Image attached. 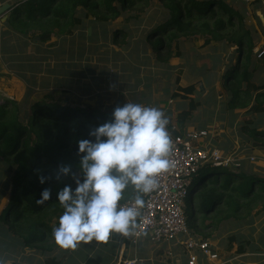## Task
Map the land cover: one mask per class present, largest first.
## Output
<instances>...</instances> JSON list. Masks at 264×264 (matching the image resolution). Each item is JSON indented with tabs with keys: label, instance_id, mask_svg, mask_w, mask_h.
Listing matches in <instances>:
<instances>
[{
	"label": "rangeland",
	"instance_id": "374dc122",
	"mask_svg": "<svg viewBox=\"0 0 264 264\" xmlns=\"http://www.w3.org/2000/svg\"><path fill=\"white\" fill-rule=\"evenodd\" d=\"M17 1L8 0L11 5L0 15V103L6 98L16 101L25 124L34 103L40 101L64 99V104L84 107L100 104L108 111L128 101L140 103L161 109L172 117L176 128L181 120L187 128L208 130L203 144L220 148L228 159L227 167L264 178V138L256 139L248 130H264V112L228 106L232 92L225 86V75L237 62V46L213 40L210 35H183L176 41L181 55H172L168 64L164 63L161 58L168 53L153 51L146 40L148 31L164 22L166 8L158 1L140 9L122 10L119 17L110 15L107 20L98 19L104 13L80 8L77 14L83 23L72 35L53 34L44 42L37 37L41 29L32 28L23 34L4 23ZM227 1L239 7L254 34L251 65L255 66L264 48V5L251 0ZM255 81L263 84L264 67L256 73ZM191 86L194 90L185 89ZM12 174L0 157V225L11 199ZM192 206L193 202L186 200L187 217ZM227 210L224 207L223 214ZM240 214L243 220L230 218L217 228L203 231L200 227L190 232L213 242L224 264H264V209L257 206L250 214L243 210ZM51 225L56 227L55 220ZM6 234L0 226V260L4 264H46L56 254L61 264H77L70 254L82 250L83 242H79L75 249L60 247L50 256L19 245L14 234ZM241 245L248 251L239 253Z\"/></svg>",
	"mask_w": 264,
	"mask_h": 264
},
{
	"label": "trees",
	"instance_id": "16d2710c",
	"mask_svg": "<svg viewBox=\"0 0 264 264\" xmlns=\"http://www.w3.org/2000/svg\"><path fill=\"white\" fill-rule=\"evenodd\" d=\"M0 1V4L8 2ZM153 1L166 8V15L164 22L148 31L146 40L153 51L168 53L161 60L168 64L172 55H181L180 44L176 41L183 35H210L213 40L237 46V62L225 75V86L232 92L228 106L230 109L248 108V111L264 112V81L263 84L255 81L256 73L264 67V48L259 60L252 66L256 48L254 34L247 27L245 15L239 7L227 0H18L4 23L23 34L32 28L41 29L37 37L45 42L53 34L72 35L83 23L77 14L80 8H90L98 15L104 13L105 16L99 15L98 19L107 20L110 15L119 17L122 10L140 9ZM185 89L192 91L193 87ZM4 100L0 103V157L7 169L13 170V186L9 205L1 216V230L3 234H14V238L19 239V245L50 253L51 256L61 247L53 237L54 226L51 225L55 220V226H58L64 210L57 193L65 185L75 189L77 184L73 173L81 181L84 179L79 168L82 154H78L77 140L94 139L89 136L90 130L111 120L113 111L100 104L72 106L64 104V99L62 102L40 101L34 103L25 124L17 102L9 98ZM191 108L194 110L196 105H191ZM167 117L172 130L174 122L172 117ZM177 125L180 129L186 128L184 121L178 120ZM248 130L256 139L259 136L264 138V130ZM172 131L178 134V131ZM65 165L71 166L67 175L59 171ZM232 170L214 162L200 166L192 186L196 207L187 217L191 230L200 227L203 231L211 230L230 218L243 220L242 210L250 214L257 206L264 209V178L245 170ZM40 176L47 178L45 183H40ZM45 188L51 189V197L44 204H38L36 200ZM135 195L134 187L129 184L120 203L133 200ZM224 207L228 208L225 214ZM209 235H204V238ZM231 238L237 239L234 236ZM5 242L8 244V241ZM246 251L248 249L244 245L238 248L239 253ZM58 257L60 255L56 254L48 258L46 264H61L57 261Z\"/></svg>",
	"mask_w": 264,
	"mask_h": 264
},
{
	"label": "clouds",
	"instance_id": "9594fccd",
	"mask_svg": "<svg viewBox=\"0 0 264 264\" xmlns=\"http://www.w3.org/2000/svg\"><path fill=\"white\" fill-rule=\"evenodd\" d=\"M168 124L161 109L128 101L114 108L111 120L90 130L94 139L77 140L84 179L73 173L75 189L65 185L57 193L64 209L52 230L58 245L75 249L79 242H107L113 232L125 236L134 232L139 209L145 204L144 194L158 188L157 176L173 164ZM59 171L67 175L71 166H61ZM46 179L39 177L41 184ZM129 184L136 195L134 205L125 207L120 201ZM193 184L194 180L190 191H194ZM50 197L51 189L45 188L36 202L44 204ZM192 207H196L194 202Z\"/></svg>",
	"mask_w": 264,
	"mask_h": 264
},
{
	"label": "built area",
	"instance_id": "2783aa9c",
	"mask_svg": "<svg viewBox=\"0 0 264 264\" xmlns=\"http://www.w3.org/2000/svg\"><path fill=\"white\" fill-rule=\"evenodd\" d=\"M264 5V0H251ZM152 107V106H151ZM173 150L170 154L172 167L157 176L158 188L144 194L145 204L139 209L137 227L132 232L134 241L149 238L152 243L174 242L192 252V263L202 256L208 264H224L216 247L209 239L195 237L189 229L185 212L186 200L190 197V186L200 166L205 163L228 164L219 148H205L203 142L208 139V130L173 126L174 134L167 126ZM122 206L134 205V199ZM194 207H192L193 209ZM121 264H137V259H126Z\"/></svg>",
	"mask_w": 264,
	"mask_h": 264
},
{
	"label": "crops",
	"instance_id": "0c3cea01",
	"mask_svg": "<svg viewBox=\"0 0 264 264\" xmlns=\"http://www.w3.org/2000/svg\"><path fill=\"white\" fill-rule=\"evenodd\" d=\"M108 244H111L110 248ZM81 247L80 252L73 251L70 254L77 264H119L124 259H137V264H208L202 256L192 263V252L174 242L158 245L153 244L149 238H141L135 243L132 233L125 236L113 232L107 242L94 239L83 242ZM105 258L108 262L103 260Z\"/></svg>",
	"mask_w": 264,
	"mask_h": 264
},
{
	"label": "water",
	"instance_id": "95a60500",
	"mask_svg": "<svg viewBox=\"0 0 264 264\" xmlns=\"http://www.w3.org/2000/svg\"><path fill=\"white\" fill-rule=\"evenodd\" d=\"M10 5H11V4H10L9 2H5V3H3V4L0 6V15H2L3 12H4L7 8H9ZM10 9H11V8H10ZM10 9H8V10H10Z\"/></svg>",
	"mask_w": 264,
	"mask_h": 264
},
{
	"label": "bare ground",
	"instance_id": "6f19581e",
	"mask_svg": "<svg viewBox=\"0 0 264 264\" xmlns=\"http://www.w3.org/2000/svg\"><path fill=\"white\" fill-rule=\"evenodd\" d=\"M203 147H205V148H210V147H208V146H205L204 144H203ZM215 148V147H214ZM210 149H213V148H210ZM219 165H221V164H219ZM225 166H227V165H225ZM190 197H192V195H190Z\"/></svg>",
	"mask_w": 264,
	"mask_h": 264
}]
</instances>
